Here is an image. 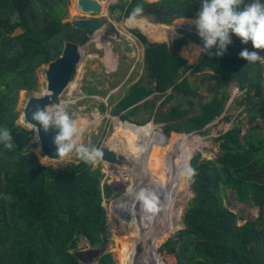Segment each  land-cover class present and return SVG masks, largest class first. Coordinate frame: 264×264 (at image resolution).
I'll return each mask as SVG.
<instances>
[{"label": "trees", "instance_id": "obj_1", "mask_svg": "<svg viewBox=\"0 0 264 264\" xmlns=\"http://www.w3.org/2000/svg\"><path fill=\"white\" fill-rule=\"evenodd\" d=\"M65 1L0 0V129L10 130L14 145L8 149L0 143V264H80L73 251L82 237L92 246L104 247L110 236L103 201L111 188L102 185V168H94L92 162L82 160L57 169L45 166L51 160L42 156V164L28 146L32 132L17 124L19 93L38 88L37 69L59 58L67 41L81 44L86 38L84 31L74 28L71 22H63L66 15L61 6ZM251 2L244 0L245 4ZM201 3L202 0H122L110 5L109 13L114 21L120 22L127 19L136 5L142 4L140 17L166 25L185 18L181 27L196 31L194 20L190 19H196ZM131 33L145 46L146 76L108 106L100 105L103 111L121 117L129 127L140 129L154 121L166 124L167 136L203 134L216 119L229 112L230 89L235 84L246 93L240 102L243 104L254 91L258 96L264 92V63L248 64L239 57L245 48L258 51L251 42L242 44L235 35H230L232 45L227 46L222 56H215L214 48L210 50L213 55L206 53L201 62L190 64L180 51L189 42L203 46L198 34L182 33L171 45L152 43L137 30ZM259 54L264 56V51ZM193 75L215 82L216 89L209 102L201 96L199 84L194 88ZM109 76L113 78L110 86L114 89L121 83L120 72ZM84 90L107 94L93 85L85 86ZM179 95L185 96L184 103L166 112L162 110ZM58 104L65 105L60 101ZM143 112L150 114L149 120L137 119ZM241 134L240 125H236L220 137L222 154L216 160L201 161L199 157L192 160L195 198L185 214V229L161 248L166 240L158 246L159 241L179 228L177 221H170L157 206L145 234L139 220L129 219L133 221L129 234L130 248L137 261L134 264H162V258L165 264H264V133L253 127L243 137ZM177 181L174 189L181 187L182 191L183 181ZM229 189L241 202L259 208L256 221L238 225L237 216L224 203ZM163 201L172 203L174 199ZM133 205L130 197L123 207L125 218ZM119 214L121 225L120 210ZM138 245L142 253L136 251ZM118 253L120 264L130 262L128 247ZM97 264L118 263L111 253H105Z\"/></svg>", "mask_w": 264, "mask_h": 264}, {"label": "rangeland", "instance_id": "obj_2", "mask_svg": "<svg viewBox=\"0 0 264 264\" xmlns=\"http://www.w3.org/2000/svg\"><path fill=\"white\" fill-rule=\"evenodd\" d=\"M99 1L102 2L103 0ZM119 1L122 0H104L103 5L107 7ZM146 1L157 2L159 0ZM61 9H63L66 15V18L63 20L64 23L71 22L77 18L91 19L107 17L110 21L107 26L103 27L93 36L89 44L82 48L81 60L77 65L75 76L70 82L71 86H68L60 96V102L67 104L69 115L72 114L77 117L75 119L79 129L76 137L77 146L82 143L89 147H95L100 151L103 148L111 147H117L119 150H125L129 147L139 148L143 152V163L139 169L146 172L153 171V175L157 178H159L158 175L164 174L161 171V168L167 163L164 159L167 160L172 153L174 155L178 147L184 153V158L173 159L174 169L168 173L164 171L167 173L164 175L166 179L165 187L160 191L155 189L149 190L155 193L158 198L157 206L160 213L166 215L170 221H177L179 224V228L173 234L159 241L158 246L162 241L166 240L160 246L161 248L171 237L185 229V214L192 200L195 198L192 185L196 173L191 166L192 160L196 157H199L201 161L216 160L222 154L219 139L224 133L230 131L233 126L240 125L242 130L241 137L253 127L260 133H264V92L261 96H258L256 95L257 92L254 91L249 101L244 104L240 102L242 98L246 97V93L243 92V95L233 93L238 98L235 101L229 100V112H226L223 116L216 119L203 131V134H193L189 137L176 134L167 136L164 132L166 124L162 122L155 123L154 121H151L147 126L140 129L129 127L121 120V117L112 116L109 110L103 111L100 105L105 104L108 106L111 101L122 96L138 78L146 76L142 57L143 45L131 33V30L141 32L151 42L164 41L161 40L164 38H168V41H171L175 36H178L179 30L183 29L181 27L182 23L177 24L178 20L181 19L175 20L171 25H166L150 21L145 17H140L134 26H129L126 23L127 19L115 22L111 17L109 18V14L106 12H83L78 5V0H66L61 6ZM19 32L17 31V33ZM71 41L78 43L76 40ZM190 49L193 52L194 50L198 52L195 51L188 55L187 52ZM199 49L201 48L198 45L187 44L182 47L180 52L184 54L186 50V56L191 58L192 61H196L200 56L201 51ZM105 61L110 65H115V69L109 70ZM47 68L48 64L37 69L36 73L39 80L38 88L31 91L22 90L19 93L16 108L20 112L17 124L32 132V138L28 146L38 156L41 162V157L45 154L41 151L39 140L35 139V129L23 119V113L30 97L41 96L47 91ZM117 71L120 72L119 78L121 79V83L116 88L111 89L110 85L113 78H110L109 74ZM191 79L195 89L198 88L196 85L199 84L202 88L200 92L201 96L209 102L213 98V90L216 89L215 82H206L201 76L196 75L191 76ZM205 83L207 84L206 86ZM88 85H93L99 90L107 92V94L97 95L88 93L84 90V87ZM185 100V96L179 95L178 99L167 104L162 110L165 112L169 111L174 105L178 106L180 103H184ZM53 105H56V107L64 106V104L60 106L58 103ZM186 107L187 105L184 106V108ZM150 117V114L143 112L137 119L149 120ZM225 117H228L229 120H223ZM103 131H106L105 135ZM127 133L129 135L125 137ZM98 142L100 143L99 146L97 145ZM118 158L121 161L120 164L106 162L102 160L101 156L92 161L94 168H102V172L104 173L102 185L107 184L111 188L110 194L108 196L105 195L103 201V206L107 211L110 236L108 243L104 247L92 246L87 238L82 237L77 243V248L73 251L80 264H97L100 257L105 253H111L117 263L120 264L118 251L119 249L123 250L125 247H128V252L131 254L130 262L125 264H134L136 259L130 248L132 237L129 234V226L133 221L131 220L129 222V219L135 218L139 220L141 222L140 225H143L142 230L144 233H148V224L151 221V217H153V213H146L141 206L142 203L139 205L137 202L138 193L144 190L140 185L143 182V177L135 163L129 161V158L125 157L122 153L118 154ZM79 162L80 159L73 152L66 157L51 160L47 164L42 162V164L57 169L68 163ZM177 180L183 181L184 189L182 191L181 187L174 189V184L178 182ZM166 192L169 194L164 197L163 194ZM130 197L133 198L134 205L126 213L125 218L123 207ZM164 198L174 199V202H164ZM224 203L237 216L239 226L247 222H254L259 216L258 207L255 208L250 203L241 202L231 189L227 190ZM119 210L123 216L121 225ZM160 248H158L157 252ZM162 264H165L163 258Z\"/></svg>", "mask_w": 264, "mask_h": 264}, {"label": "clouds", "instance_id": "obj_3", "mask_svg": "<svg viewBox=\"0 0 264 264\" xmlns=\"http://www.w3.org/2000/svg\"><path fill=\"white\" fill-rule=\"evenodd\" d=\"M143 10L142 4L136 5L127 17L126 23L134 26ZM183 22L184 18L179 23ZM192 22L203 42L199 51L213 55L210 50L215 46L214 55L222 56L231 42L230 35H235L242 44L251 42L252 48L258 50L249 51L245 48L239 53L240 58L246 60L248 64L264 63V56L259 54L264 51V3L260 0H252L248 4H245L244 0H202L201 9ZM32 120L36 121L45 132L52 127L58 129L53 143L59 158L75 152L78 159L90 163L102 155L101 151L95 147L82 143L77 146L78 124L69 115L67 104L56 108L37 106L32 113ZM32 126L36 133L35 139L38 140L39 129L35 125ZM11 140L10 130L0 129V143H3L5 148L14 147ZM137 199L142 203L146 213L158 211V198L155 193L142 190L138 193Z\"/></svg>", "mask_w": 264, "mask_h": 264}, {"label": "water", "instance_id": "obj_4", "mask_svg": "<svg viewBox=\"0 0 264 264\" xmlns=\"http://www.w3.org/2000/svg\"><path fill=\"white\" fill-rule=\"evenodd\" d=\"M78 5L83 12H92V13L106 12L107 14H109V7L112 4L106 7L99 0H78ZM109 18H110V14H109ZM109 22L110 21L107 17L91 18V19L77 18L71 21L74 28L84 31L86 33V38L81 44L75 43L73 41H67L65 43L61 56L56 60L51 61L48 64L46 78H47V91L50 94H43L41 96L30 97L24 108L23 119L29 125L31 126L35 125V127L39 129L38 140L41 151L45 154L44 156L52 160L60 159L57 155L56 146L53 143L54 137L58 133V129L52 127L49 128L47 132H45L37 124L36 121L32 120V113L36 110L37 106L44 108L59 103L61 94L66 90V88L69 86L70 82L73 80L75 76L77 65L80 63L81 60V50H83L82 48L85 47L87 44H89L92 41V37L103 27L107 26ZM191 32L198 34L197 31L180 29L179 30L180 34L178 33V36H175L173 40H171L169 43L172 44L175 39L182 37L183 36L182 33L184 34ZM159 43H163V42H159ZM70 116L74 119L77 118L75 115L72 114ZM101 153H102L101 155L102 160L113 164L121 163L120 159L118 158V153L115 150H112L110 148H103ZM141 227L143 228V225ZM136 251L138 253H141L142 247L138 245Z\"/></svg>", "mask_w": 264, "mask_h": 264}, {"label": "bare ground", "instance_id": "obj_5", "mask_svg": "<svg viewBox=\"0 0 264 264\" xmlns=\"http://www.w3.org/2000/svg\"><path fill=\"white\" fill-rule=\"evenodd\" d=\"M101 2V1H100ZM102 3V2H101ZM103 4V3H102ZM93 38V37H92ZM102 42V41H101ZM103 43V42H102ZM106 65L107 67L109 68V70H114L115 69V65H110L108 62H106ZM71 85L69 84V87ZM129 135V133H127V135L125 137H127ZM125 137H122V138H125ZM126 139V138H125ZM110 149L112 150H115L118 154L119 153H122L125 157L129 158V161H131L132 163H135L138 171L140 172V174L142 175L143 177V182L140 183V185L142 186V188L144 190H147L149 191L150 189H155V190H161L163 187H165L166 185V179H165V176L170 170L174 169L173 168V161L176 160V159H181V158H184V153L179 149L178 147V150L175 151L174 155L173 153L167 157V160L164 159L165 161H167V163H165L166 165L164 167L161 168V171L162 173L164 174H160L158 175L159 178L155 177L153 175V171L149 172V171H141L139 169V167L141 166V164L143 163V152L142 150H140L139 148H136V147H129V148H126L125 150H119L117 147H111ZM191 150V149H190ZM193 153H194V150H193ZM188 154V153H187ZM192 154V152H191ZM197 155V153H196ZM172 156V157H171ZM192 156V155H191ZM166 157V156H165ZM164 157V158H165ZM48 158V157H47ZM49 160H52L50 158H48ZM174 159V160H173ZM135 169V170H137ZM164 171H166L167 173H165ZM137 173V171H136ZM144 174V175H143ZM139 175V174H138ZM137 176V175H136ZM137 178V177H136ZM158 248V246H157ZM157 248H156V251H157ZM157 255H158V252H157Z\"/></svg>", "mask_w": 264, "mask_h": 264}, {"label": "crops", "instance_id": "obj_6", "mask_svg": "<svg viewBox=\"0 0 264 264\" xmlns=\"http://www.w3.org/2000/svg\"><path fill=\"white\" fill-rule=\"evenodd\" d=\"M138 20V19H137ZM180 38V37H179ZM151 42V41H150ZM159 42H170V41H168V40H164V41H158V42H152V43H159ZM141 43V42H140ZM142 44V43H141ZM171 44V43H170ZM188 44H194V45H198V46H200V48H202V46L201 45H199V44H197V43H194V42H189ZM143 45V44H142ZM172 45V44H171ZM198 52L197 50H194V52ZM186 50H185V52H184V54H182V52H180V55L183 57V58H185L186 60H188L189 61V63L190 64H198L199 62H201L202 61V59H203V57H204V55L206 54V53H204V52H200V56L198 57V59L196 60V61H192V59L191 58H188L187 56H186ZM193 52V50L192 49H190L189 50V52H187L188 53V55H190V54H192V53H194ZM142 57H143V64H144V58H145V46L143 45V53H142ZM144 67H145V65H144ZM146 70V69H145ZM140 78H138V80H139ZM137 80V81H138ZM136 81V82H137ZM135 83V82H134ZM134 83H132V84H134ZM131 84V85H132ZM207 84L205 83V86H206ZM211 86H212V84H211ZM234 87H239V85H237V84H235L231 89H230V94H231V97H230V99L232 100V101H235L236 100V98H238L237 96H235L234 94ZM205 88V87H204ZM206 89V88H205ZM208 89V88H207ZM126 93V91L124 92V94ZM234 93V94H233ZM117 99V98H116ZM228 132V131H227Z\"/></svg>", "mask_w": 264, "mask_h": 264}, {"label": "built area", "instance_id": "obj_7", "mask_svg": "<svg viewBox=\"0 0 264 264\" xmlns=\"http://www.w3.org/2000/svg\"><path fill=\"white\" fill-rule=\"evenodd\" d=\"M230 40H231V42L228 44V46H231V45H232V38H231V36H230ZM243 92H244V91H242V90L240 89V87H234V93H235L236 95H243Z\"/></svg>", "mask_w": 264, "mask_h": 264}]
</instances>
